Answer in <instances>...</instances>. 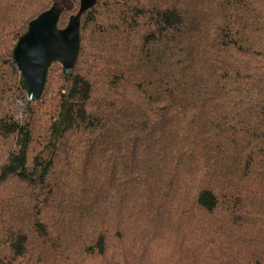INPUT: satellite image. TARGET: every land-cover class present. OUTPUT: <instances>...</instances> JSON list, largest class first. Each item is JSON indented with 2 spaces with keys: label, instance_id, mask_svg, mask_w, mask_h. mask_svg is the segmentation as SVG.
<instances>
[{
  "label": "trees",
  "instance_id": "16d2710c",
  "mask_svg": "<svg viewBox=\"0 0 264 264\" xmlns=\"http://www.w3.org/2000/svg\"><path fill=\"white\" fill-rule=\"evenodd\" d=\"M55 6L0 0V264H264V0H99L31 102Z\"/></svg>",
  "mask_w": 264,
  "mask_h": 264
},
{
  "label": "water",
  "instance_id": "95a60500",
  "mask_svg": "<svg viewBox=\"0 0 264 264\" xmlns=\"http://www.w3.org/2000/svg\"><path fill=\"white\" fill-rule=\"evenodd\" d=\"M98 1L80 0L78 13L70 18L65 29L59 28L61 10L56 6L30 23L14 50L29 101L42 95L47 71L54 62L62 64L68 75L72 74L80 50L81 18Z\"/></svg>",
  "mask_w": 264,
  "mask_h": 264
},
{
  "label": "rangeland",
  "instance_id": "374dc122",
  "mask_svg": "<svg viewBox=\"0 0 264 264\" xmlns=\"http://www.w3.org/2000/svg\"><path fill=\"white\" fill-rule=\"evenodd\" d=\"M244 248H245V246L239 248V249L236 251L237 254H239V255L243 254V252H244ZM235 264H236V263H235ZM237 264H241V263H237Z\"/></svg>",
  "mask_w": 264,
  "mask_h": 264
}]
</instances>
